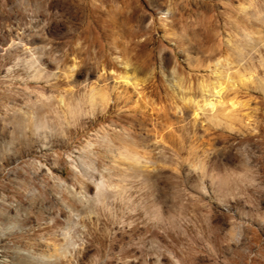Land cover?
Segmentation results:
<instances>
[{
  "label": "rangeland",
  "instance_id": "374dc122",
  "mask_svg": "<svg viewBox=\"0 0 264 264\" xmlns=\"http://www.w3.org/2000/svg\"><path fill=\"white\" fill-rule=\"evenodd\" d=\"M0 264H264V0H0Z\"/></svg>",
  "mask_w": 264,
  "mask_h": 264
},
{
  "label": "bare ground",
  "instance_id": "6f19581e",
  "mask_svg": "<svg viewBox=\"0 0 264 264\" xmlns=\"http://www.w3.org/2000/svg\"><path fill=\"white\" fill-rule=\"evenodd\" d=\"M101 101L103 102L104 98H101ZM208 106L214 107V104L212 102H210L208 104ZM71 111H75V110H71ZM46 127H47L46 118H40L39 121H37L36 129L37 130H42V129H46ZM116 152H117V157L121 161H123L124 163L128 162V163H131V164H133L134 166H137V167L139 166V164L141 165V163H142V158L140 157L141 155H139L137 152L133 151L131 149V147H129V146H127V147L125 146V147H123L122 149H119V150L117 149ZM95 172H96V166H95V163L92 162L89 165V167L86 169V171L84 172V176H86L89 180H91V182L95 185V188H96L95 199L98 202H104L106 200H109L112 197V194L107 189V187H106V185H105L103 180H101V179L100 180H95L94 179V173ZM157 214L158 213L156 211L155 215H157Z\"/></svg>",
  "mask_w": 264,
  "mask_h": 264
}]
</instances>
